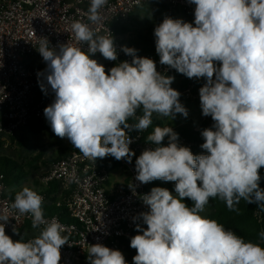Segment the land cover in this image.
Here are the masks:
<instances>
[{
  "label": "clouds",
  "instance_id": "1",
  "mask_svg": "<svg viewBox=\"0 0 264 264\" xmlns=\"http://www.w3.org/2000/svg\"><path fill=\"white\" fill-rule=\"evenodd\" d=\"M195 5L194 24L165 16L154 28L159 63L187 78L205 79L199 89L202 114L213 124L201 131V148L194 155L178 143L169 126H156L147 135L152 145L136 158L135 179L141 184L155 180L175 182L153 187L143 195L148 211L140 213L143 224L131 238L136 250L133 264H264L262 243L245 241L215 219L201 215L210 199L219 198L228 210L239 214L241 200L264 211L260 169L264 167V0H188ZM107 0H90L87 19L102 20L100 9ZM77 46L53 47L41 37L38 52L46 63L42 92L54 94L44 115L53 133L67 138L85 159L95 163L108 156L131 163L129 133L144 132L154 114L174 119L188 116L181 93L171 87L173 76L157 70L156 62L122 46L128 60L107 72L90 58L100 53L117 60L112 36L95 32L88 23L73 21ZM88 45L87 52L81 44ZM219 65V66H218ZM139 112V114H138ZM131 121V122H130ZM167 137V145L163 144ZM184 198L192 201L189 207ZM43 197L25 186L15 193L12 208L29 214L39 235L13 240L6 234L9 216L0 214V264H60L61 248L68 243L65 226L46 220ZM137 219L136 217L133 218ZM43 226V227H41ZM13 232L18 234L17 228ZM88 264H127L120 250L101 243L91 245Z\"/></svg>",
  "mask_w": 264,
  "mask_h": 264
},
{
  "label": "built area",
  "instance_id": "2",
  "mask_svg": "<svg viewBox=\"0 0 264 264\" xmlns=\"http://www.w3.org/2000/svg\"><path fill=\"white\" fill-rule=\"evenodd\" d=\"M150 3L165 4L171 12L180 8L186 14L194 15L195 5L188 0H107V4L100 9L101 22L93 25L87 19L90 0H0V142L15 136L30 123L46 120L44 109L54 100V94L36 98L40 84H46V77L37 75L47 67L37 50L41 37H46L53 47L63 43L77 46L71 24L76 20L88 23L98 34L111 35L114 40L117 60L106 59L109 70L119 62H130L131 57L121 49L122 46L133 47L118 38L113 24H129L134 12ZM80 46L87 52L86 43ZM98 55L101 54H91ZM138 55L153 59L162 74L180 78L185 76L161 65L159 55L150 52ZM187 79L186 88L179 90L180 101H200L199 89L206 81L203 78ZM202 116V121L209 117ZM157 118L154 114L153 122ZM179 126L182 124L169 127L174 130ZM147 130L129 133L133 139L129 147L135 155L131 163L119 160L118 167L128 175L125 187L111 189V171L101 164L99 158L94 163L85 159L79 151L54 161L40 178L45 186L50 183L59 186V190L51 196L37 192L43 197V205L65 207L67 215L74 220L63 221L58 214L45 216L46 220L56 219L65 226L63 235L68 237L69 244L61 248L60 264H88L89 247L96 243L120 250L127 261L126 241L138 231L137 224L147 228L140 213L149 210L142 197L150 193L152 182L141 184L135 179L136 158L143 150L152 147L145 139ZM178 143L190 149L195 146L184 138H179ZM4 179V175L0 174V214L10 217L5 224L6 233H14V227L18 231L24 228L25 232L30 233L25 240L34 238L39 235L40 228L33 229L31 226L29 230L27 225L32 223L30 215H21L12 208L15 195L9 194ZM134 217L137 219L134 220Z\"/></svg>",
  "mask_w": 264,
  "mask_h": 264
},
{
  "label": "trees",
  "instance_id": "3",
  "mask_svg": "<svg viewBox=\"0 0 264 264\" xmlns=\"http://www.w3.org/2000/svg\"><path fill=\"white\" fill-rule=\"evenodd\" d=\"M167 9L168 7L165 4H162ZM114 31L116 35L120 33H124L128 28H119L117 27V23L113 24ZM138 50L137 55L140 53H146L150 52L153 54H157L155 46H146L143 48H136ZM109 66L106 64L105 69L106 72L108 71ZM193 79V78H192ZM195 79V78H194ZM203 81L205 82V79L203 78ZM188 85V79L186 76L182 78V80L176 84L172 85L171 87L176 90H183ZM53 95V93L50 90L49 86V92L46 95L44 92H42L41 87L36 92V98L41 99L47 96ZM139 113V112H138ZM131 122V121H130ZM32 123H30L31 125ZM213 124L212 118L209 116L204 121L201 122L199 125V129L191 127L189 125H182L179 127H176L174 131L178 133L179 138H184L188 141H191L195 144V146L191 149L196 153H193L194 155H200V152L197 150V146L202 145L204 142L203 137L201 135V131L205 128L211 127ZM156 126H163V123L157 119L153 122V124L149 127L147 132L145 133V139L148 134H150L154 127ZM13 138V137H12ZM25 135L21 136L20 143L24 142ZM163 144L167 145V137L165 138ZM78 151L73 147L71 144L69 148L64 149L57 158H50L49 161H57L63 157H66L71 152ZM100 162L103 166H105L109 171H113L116 168L119 167V161H117L115 158L108 156L106 158L100 159ZM34 169V168H33ZM0 174H3L5 179L4 183L7 187H13L15 184H19V182L24 179L26 176L30 174L29 170H25L21 165H19L17 162L9 159V158H0ZM260 175H261V181H260V187L264 189V167L260 169ZM36 186L39 188H42L40 191L36 192H44L46 196H51L55 192L59 190V186L56 183H50L47 186L43 185L41 181L35 182ZM153 187H164L169 189H173V182H164L162 180H155L152 181L151 189ZM18 190H10L9 194L11 196H14L15 193ZM54 199V198H53ZM56 200V199H54ZM184 203H186L187 206H192V201L188 198H184ZM44 210V216H53L55 214H58L63 221L67 222H74L72 218H70L67 215V211L65 207H58L56 205H42ZM239 208V214L236 212L229 211L226 204L223 201H220L219 198L210 199L209 204L205 208V218L215 219L217 222L224 225L226 229H231L234 231L237 235L244 238V240L255 242V243H262L259 238V233L261 231H264V211H260L258 209V205L255 203L248 204L241 200L240 204L237 206ZM27 228L30 230L31 225H27ZM141 234L140 232H134L133 236ZM132 236V237H133ZM27 237V232H25L24 228L19 230L18 238L15 240H19L21 238ZM131 237V238H132ZM131 238L126 241L125 243V249L128 254L127 257V264H133V257L137 254L136 250L130 247V241Z\"/></svg>",
  "mask_w": 264,
  "mask_h": 264
},
{
  "label": "rangeland",
  "instance_id": "4",
  "mask_svg": "<svg viewBox=\"0 0 264 264\" xmlns=\"http://www.w3.org/2000/svg\"><path fill=\"white\" fill-rule=\"evenodd\" d=\"M165 16L193 24L195 19L194 15H188L180 8L171 12L161 3L145 4L136 10L135 16L131 17V27L126 31L124 41L135 45L136 48L155 46L154 28L162 22ZM174 78L177 79L176 77ZM181 103L188 110L187 117L179 114L174 119L158 117L157 120L161 121L163 126H176L183 124L185 121H189L193 126H199L203 118L200 101L188 99ZM22 135H25V138L21 144ZM12 137L0 142V158H9L17 162L25 170H29L30 174L22 179L19 184H15L19 185L21 189L25 186L36 188L35 182H39L40 178L54 162L49 161V159L57 158L64 149L69 148L71 145V142L66 137L60 138L53 133L47 119L42 122H33L26 130H22ZM197 150L200 154H207L206 150L200 146H197ZM191 151L196 153L193 150ZM173 186L174 188L169 189V191L175 196L177 195L175 193V182H173ZM12 188L10 187V190ZM201 215L205 217L206 212L204 211ZM6 234L12 237L13 240L18 238L17 233ZM27 234L30 233L27 232Z\"/></svg>",
  "mask_w": 264,
  "mask_h": 264
},
{
  "label": "crops",
  "instance_id": "5",
  "mask_svg": "<svg viewBox=\"0 0 264 264\" xmlns=\"http://www.w3.org/2000/svg\"><path fill=\"white\" fill-rule=\"evenodd\" d=\"M139 9V8H138ZM167 9V8H166ZM136 12V11H135ZM135 12H134V14H133V16H135ZM132 16V17H133ZM117 27H119V28H130L131 27V23H129V24H125V25H121V24H117ZM127 29V30H128ZM126 30V31H127ZM126 31H124V33H120V34H118L117 36H118V38L120 39L121 38V40L123 39H125V34H126ZM121 35H123V37H121ZM129 44V43H128ZM129 45H131V46H133V47H135V45H132V44H129ZM90 58H92V59H95V60H97V62L98 63H100V64H103L104 66L106 65V59L102 56V55H98V56H91ZM174 77H176V76H174ZM177 79H175L173 82H175L174 84L172 83V85H176V84H178L181 80H182V78H180V77H176ZM177 115H179V114H176V116ZM161 118V117H160ZM189 125V126H191V127H194V128H198V126L196 125V126H193V125H191V123L189 122V121H185V122H183V124L182 125ZM185 125V126H186ZM24 130H26V129H24ZM128 180H129V178H128V175H127V173L125 172V171H123V170H121V169H119V168H116L115 170H113V171H111V182H110V188L111 189H116V188H119V187H125L126 186V184L128 183ZM30 189H32V190H35V191H40L42 188H39V187H34V188H32V187H30ZM9 190H10V187H9ZM11 190H14V191H16V190H18V191H20L21 190V188H20V186L19 185H15V186H13V188L11 189Z\"/></svg>",
  "mask_w": 264,
  "mask_h": 264
}]
</instances>
